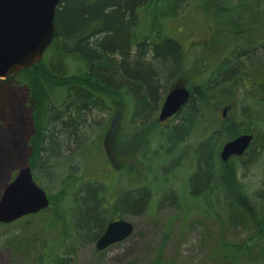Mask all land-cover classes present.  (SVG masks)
I'll return each instance as SVG.
<instances>
[{"label": "trees", "instance_id": "16d2710c", "mask_svg": "<svg viewBox=\"0 0 264 264\" xmlns=\"http://www.w3.org/2000/svg\"><path fill=\"white\" fill-rule=\"evenodd\" d=\"M164 1L170 5L169 12L172 13L180 5L183 8L184 3L192 1L201 8L204 1L203 8L213 16L216 24L217 30L212 38L204 43L201 51L204 54L194 60L187 72L184 70L186 55L181 42L158 31V4ZM164 1H62L55 18L56 38L46 59L39 68L25 70L17 76V83L28 88L32 102L33 132L25 166H30L39 180L51 181L47 183L53 186L58 181L55 169L69 161V156L60 157L70 151L71 145L75 144L85 159L92 156L96 160L97 153L90 154L91 148L84 145L86 137L84 139L80 129L87 128L85 117L89 113L108 110L106 102L110 100L111 103L113 98L110 95L123 91L125 102L128 96H133L137 109L135 120L146 121V127L157 129L158 122L152 118L153 114L160 112L170 89L184 86L191 93L190 99L172 117L178 123L170 127L166 124L161 137L166 141L167 149L171 148L168 152L187 136L197 138L195 170L186 193L197 199L203 198L205 205L201 212L211 216L213 204L210 200L218 192L217 196L226 199L225 210L233 213V224L244 228L251 225L253 230L239 243L222 239L212 257L217 256L226 264H264V214L249 205L238 178L239 170H248L261 154L252 149L257 143L255 134L242 156L232 157L227 162L220 158L226 142L243 133H253L248 123L233 116L231 99L236 91L245 93L252 101L251 105L244 107L248 117L264 123V0ZM138 11L151 13L152 34L146 33L143 37L136 34L140 21ZM217 37L224 39L215 42ZM54 49H59V58L73 55L80 61L82 70L70 76L55 74ZM213 52L219 56L211 65ZM220 56L223 57L219 59ZM170 63H174L178 70H172ZM4 91L0 85V102L4 101ZM59 92L64 93L69 101L56 100ZM225 108L228 109L226 116L223 115ZM254 152L252 161H248V155ZM58 184L57 192L49 194L50 207L25 218L49 214L50 226L61 227L63 243L69 237L82 244L95 242L111 220L103 182L70 173ZM141 190L144 189H130L122 198L125 200L120 199L117 204L122 205L126 213L144 212L153 192L151 188L148 191L147 186ZM263 194L264 190L257 193L260 197ZM142 197L144 200H140ZM197 199L190 203L188 213L197 206ZM140 204V209H135V205ZM69 218L73 227H70ZM14 243L21 244L22 241ZM70 254L52 252L49 256L52 260L47 264H71ZM152 264H162L160 253Z\"/></svg>", "mask_w": 264, "mask_h": 264}, {"label": "rangeland", "instance_id": "374dc122", "mask_svg": "<svg viewBox=\"0 0 264 264\" xmlns=\"http://www.w3.org/2000/svg\"><path fill=\"white\" fill-rule=\"evenodd\" d=\"M203 3L201 6L204 7ZM184 5L172 13L169 12L170 5L166 1L161 2L158 4L156 22L161 35L181 42L186 55L184 70L187 72L194 60L204 54L201 53L204 43L212 38L217 29L213 16L206 9L200 8L195 1ZM138 16L140 21L136 34L140 37L146 33L152 34L151 13L138 11ZM222 38L217 37L215 42ZM211 54L210 64L214 65L219 55L215 52ZM55 63L60 67L53 69L55 74L62 76H70L82 70L80 61L71 54L55 60ZM170 67L178 70L174 63H170ZM18 81V77L0 79V85L5 88L4 101L2 99L3 102H0V198L4 187L25 166L30 153L32 102L28 88L18 84ZM121 93L110 95L113 98L109 97L111 103L110 100L106 102L109 104L108 110L89 113L85 117L87 128L80 129L84 139L86 137L84 145L91 148L90 154L97 153L96 160L92 156L85 159L74 144L70 146L69 152L60 157L69 156L68 163L65 166L62 164L54 172L58 181L73 173L103 182L109 216L115 219L122 217L133 223L134 233L128 239L99 252L95 247L96 241L82 244L69 237L63 243L61 227L50 226L49 214L23 218L10 225L0 224V264H47L52 260L49 259L52 252L59 255L70 252L71 264H152L158 253L162 264H226L219 261L217 256L212 257L220 241L224 239L239 243L252 234L251 225L244 228L243 225L233 224V213L225 210L226 199L217 196L218 192L210 200L213 204L211 216L201 212L205 205L203 198L197 199L186 193L187 188L191 187L190 178L195 170L196 136L185 137L183 142L177 143L168 152L171 148L167 149L161 131H165L166 124L170 127L178 123V120L170 118L167 123L159 122V113H154L152 118L158 122V128L146 127V121L135 120L137 109L133 96H128L125 102L124 92ZM63 94L59 92L56 100L69 101ZM113 100L116 102L113 103ZM231 100L234 118L249 124L257 139L252 149L261 153L248 170H239V183L243 186L249 205L264 214V194L262 197L257 195L264 190V123L248 117L244 109L252 104L248 95L236 91ZM248 101H251L250 104ZM255 154H249L248 161H252ZM34 179L52 195L60 186L58 181L50 186L48 183L51 181L39 180L36 174ZM145 186L148 191L151 188L153 195L149 196L144 212L126 213L125 208L117 204L118 200H125L122 198L130 189L145 190ZM196 199L197 206L188 213L191 210L190 203L196 202ZM140 200H144V197ZM140 206L135 205V209H140ZM69 221L70 227H73V221L70 218ZM19 240L21 244L14 243Z\"/></svg>", "mask_w": 264, "mask_h": 264}, {"label": "water", "instance_id": "95a60500", "mask_svg": "<svg viewBox=\"0 0 264 264\" xmlns=\"http://www.w3.org/2000/svg\"><path fill=\"white\" fill-rule=\"evenodd\" d=\"M63 0H0V78L10 77L41 61L54 38V19ZM191 96L184 86L172 88L162 105L158 120L164 122L179 113ZM227 108L223 115L226 116ZM254 135L243 133L226 142L220 157L227 162L242 156ZM50 207L47 191L34 179L30 166L22 167L3 189L0 223L11 224ZM135 231L130 221L120 218L108 223L95 243L97 251L128 239Z\"/></svg>", "mask_w": 264, "mask_h": 264}, {"label": "flooded vegetation", "instance_id": "af4514ba", "mask_svg": "<svg viewBox=\"0 0 264 264\" xmlns=\"http://www.w3.org/2000/svg\"><path fill=\"white\" fill-rule=\"evenodd\" d=\"M62 5V4H61ZM60 5V6H61ZM60 6H59V8H60ZM59 8L57 9V11H56V15H57V12H58V10H59ZM56 15H55V18H56ZM56 25H55V19H54V38H53V40H52V43L50 44V46L46 49V51H45V53H44V55H43V57H42V59H41V61H39L38 63H36V64H33L32 66H30V67H28V68H25V69H23L24 71L25 70H30V69H35V68H39L40 66H41V64L44 62V60L46 59V57H47V55H48V52H49V49H50V47H51V45L53 44V42H54V40H55V38H56ZM55 50V49H54ZM133 52V51H132ZM135 52V51H134ZM59 54H60V51H59V49H56L55 51H54V57L53 58H55L54 59V66H53V69H58V68H60L59 67V64L57 63V65H56V63H55V60L57 61V60H59L60 58H59ZM23 71H21V72H19V73H17L16 75H14V76H12V77H9V78H7V79H10V78H15V77H17V76H19L21 73H22ZM7 79H3V80H7ZM165 123H167V122H165ZM164 123V124H165ZM112 219V218H111ZM117 219V218H116Z\"/></svg>", "mask_w": 264, "mask_h": 264}]
</instances>
